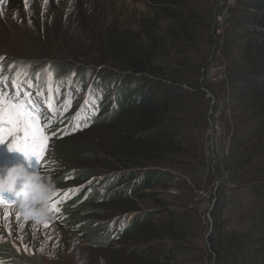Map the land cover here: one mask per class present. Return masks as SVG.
<instances>
[{
  "label": "trees",
  "instance_id": "trees-1",
  "mask_svg": "<svg viewBox=\"0 0 264 264\" xmlns=\"http://www.w3.org/2000/svg\"><path fill=\"white\" fill-rule=\"evenodd\" d=\"M17 1L19 7L14 8L27 15L37 42L74 46L78 52L71 53L73 59L120 73L103 75L105 82L97 79L89 89L92 99L85 98L75 117L68 113L55 124L44 122L53 146L43 175L55 185L52 197L57 196L56 217L49 220L56 218L93 250H107L104 253L125 261L118 264H190L180 255L189 250L194 226L202 222L193 199L205 176L210 184L214 173H224L230 182L256 186L255 192L260 189L264 195V0H239L231 10L238 14L235 23L227 27L224 41L218 39L230 102L223 111L225 129L229 134L234 126L236 135L231 132L229 157L215 171L204 161L206 119L197 109V102L206 97L200 89L207 60L202 46L213 43L209 0H145L153 21L144 16L139 25L123 30L86 0H66L58 6L45 0H27V6L25 0ZM48 66L51 71L41 75L45 86L69 75L65 66ZM77 70L72 79L76 92L85 76L83 69ZM202 86L213 94L211 84ZM96 129H103L106 138L91 143L76 137ZM100 167L113 174L96 181L102 173L95 169ZM174 170L189 181H183L182 213L172 216L169 210L170 216L160 220L152 212L133 214L140 209L137 200L151 197L146 191L176 178ZM220 202L221 196L215 197L209 260L264 264V208L246 231L224 237ZM156 241H168L169 248L153 246ZM127 243L144 248L127 252ZM117 244L124 248L115 249ZM108 254L101 256L111 264ZM0 264L44 263L11 241L0 240Z\"/></svg>",
  "mask_w": 264,
  "mask_h": 264
},
{
  "label": "rangeland",
  "instance_id": "rangeland-1",
  "mask_svg": "<svg viewBox=\"0 0 264 264\" xmlns=\"http://www.w3.org/2000/svg\"><path fill=\"white\" fill-rule=\"evenodd\" d=\"M74 1L80 2V0ZM86 1L89 6L97 7L101 11L107 12L108 20L112 23L111 25L117 24L122 30L134 23L139 25L138 22L144 16H147L150 21H153V17L147 15V1L145 0ZM209 1L210 6H212L213 15L212 22L210 23V36L212 37L213 43L211 45L203 44L202 46L204 50L202 57L206 56L207 60L202 69L203 77L200 79V89L206 93V97L197 102V109L204 114L206 119L204 142L202 143L204 144L206 156L204 161L210 170L215 171L219 163L229 157L231 144L229 137L231 132L236 135L234 126L229 134H227L228 132L225 129L223 111L225 106L230 102L226 82L227 65L220 52L221 46L220 44L218 45V39L220 40L221 37L224 41L227 27L235 23V19L234 22H232V19L234 15L238 14L236 12L233 14L231 10L237 7L239 0ZM64 2L66 0H48L47 5L55 4L58 6ZM17 5V0H0V77L6 78L0 82V89L14 93L16 89L8 87V85L19 82L23 84L21 91L26 92L24 87H27L29 88V90L27 89L28 92H33L30 93V97L25 96L22 99L34 101V103L25 104V108L38 119L44 129V134L49 137L47 142L49 158L53 143L49 136L50 128L44 126V122L55 124L68 113H72V116L75 117L79 113L82 104L86 102L85 98L88 97L89 89L93 86L92 80L95 84L97 79L98 81H104L110 75L114 76L113 73L118 75L120 73L110 71L105 66L98 67L87 61L73 59L71 53L78 52L74 46L64 45L60 41L55 44L37 42L38 40L35 35L28 28L29 19L27 15L24 16V12H20L19 8H14ZM86 44H89V40L86 41ZM81 47H84L82 51H86L85 46ZM191 54L193 55V53ZM57 63L66 67L69 73L68 77H64L54 83L50 81L45 86L41 75H47L51 71V68L48 66L49 64L54 65ZM78 68L84 70L85 76L83 77L81 85L78 87L79 91L72 92L71 88L74 87L72 85V79L77 77L76 72ZM94 69L101 73L99 78L97 77L98 73L96 70L93 71ZM10 70H15V72L10 74ZM103 75L107 78H103ZM26 78L29 79L31 87H29L28 82L26 84L23 83V79ZM202 84H205V86L211 84L213 94L206 87L202 86ZM183 89L191 90L187 85H183ZM47 91L50 92L51 98H49ZM209 94L215 98L214 102L209 97ZM35 95L39 98L36 99ZM42 98L43 100H40ZM228 118L230 119V116ZM105 133L103 129H96L81 133L76 137L80 141L94 143L100 138L105 139ZM212 153H214L215 158ZM0 158L4 159V161L0 162V176L4 174V170L20 164V160L16 155L11 154L8 156L1 151V148ZM262 159H264L263 149ZM65 165V168H77L71 164ZM95 170L102 173L100 176L94 178L96 181H103L113 174V172L105 173L101 167ZM174 171L173 173L176 178L172 182L146 191V193L152 194L151 197L142 202L138 200L135 202L137 207L140 208V211L137 210L133 214L152 212L157 215L156 219L160 220L170 216L169 210H173L172 216L182 213V208L179 205H182L180 198H183L185 193L183 181L188 183L189 181L183 174L176 172V170ZM213 175L214 178L210 184H208L210 182L208 181L209 179L205 176L201 188L194 192L193 203L197 207L202 222L194 226L195 238L187 245L189 246V250L183 251L180 255L181 258L190 261V264H214L213 259L209 260L208 258L211 252L206 237L209 235V241L214 235L212 231L214 221L210 206L215 197L221 196L219 209H222L221 232L224 237L228 236L231 232L241 233L246 231L252 219L264 208V195L262 194L261 196L260 189H258V194L255 192L256 186L242 185L240 184L241 182H230L224 173L221 175L214 173ZM55 198L51 197L48 205L52 204L51 202H54ZM166 205H169V207ZM5 214H7V220L0 218V240L11 241L17 250L26 253L29 257L41 258L44 264H108L105 258L101 256L102 254H108L106 252L104 253L107 250L95 251L88 247L81 238L76 234L70 233L56 218L48 220V227H44L45 223H36L30 219L26 220L19 206H0V217H4ZM17 214H19V221H17ZM53 217H56L55 210L51 214V218ZM35 229H39L38 232ZM127 245V252L141 251L144 248L141 245H130L129 243ZM152 245L155 247L161 245L169 248L170 243L168 241H156ZM113 247L119 250L123 249L124 245L117 244ZM112 255L113 258L109 255V258L111 257V264H114L115 261L117 262L116 264L121 263L120 261L122 260L118 256ZM124 262L122 261V263Z\"/></svg>",
  "mask_w": 264,
  "mask_h": 264
},
{
  "label": "snow or ice",
  "instance_id": "snow-or-ice-1",
  "mask_svg": "<svg viewBox=\"0 0 264 264\" xmlns=\"http://www.w3.org/2000/svg\"><path fill=\"white\" fill-rule=\"evenodd\" d=\"M47 2L48 0H45V4ZM25 3L27 6V0H25ZM5 79L0 77V82ZM8 87H12L16 91L9 93L4 89H0V144L7 142L10 151L28 152L30 150L33 153L42 155L49 137L44 134V129L38 119L25 108V104L34 103V101L22 99V97H30L31 94L21 91L23 84L19 82L10 84ZM29 87H31L30 83ZM76 127L78 128L80 125ZM0 202L5 201L0 199ZM7 203L11 205L15 202ZM56 210L59 211L58 208ZM0 218L7 220V214ZM17 221H19V214H17ZM44 227H48V224L45 223Z\"/></svg>",
  "mask_w": 264,
  "mask_h": 264
},
{
  "label": "clouds",
  "instance_id": "clouds-1",
  "mask_svg": "<svg viewBox=\"0 0 264 264\" xmlns=\"http://www.w3.org/2000/svg\"><path fill=\"white\" fill-rule=\"evenodd\" d=\"M20 153L26 159L35 156L30 152ZM55 191V185L48 177L30 173L23 165L12 166L0 176V193H14L25 219L36 223H47L51 218L48 200Z\"/></svg>",
  "mask_w": 264,
  "mask_h": 264
},
{
  "label": "bare ground",
  "instance_id": "bare-ground-1",
  "mask_svg": "<svg viewBox=\"0 0 264 264\" xmlns=\"http://www.w3.org/2000/svg\"><path fill=\"white\" fill-rule=\"evenodd\" d=\"M19 70H20V69H19ZM27 82L30 83L28 78L23 79V83H24V84H26ZM113 83H114V82H113ZM93 84H94V81L92 80V85H93ZM112 85H113V84H112ZM24 89L26 90L25 93H33V92H28L27 89L29 90V88H27V87H24ZM69 89H70V86H69ZM77 90H78L77 87H72V88H71V91H72V92H76ZM35 97H36V99L39 98V97L36 96V95H35ZM49 97H51V95H50ZM92 97H93V92H92V90H91V91L89 92L88 98L92 99ZM40 100H43V98L40 99ZM68 101H69V97H68ZM47 112L50 113L49 110H47ZM1 161H4V159H3V158H0V162H1ZM38 171H40V172L42 173V175H43L44 172H45L44 168L36 169V170H35L36 174L38 173Z\"/></svg>",
  "mask_w": 264,
  "mask_h": 264
},
{
  "label": "water",
  "instance_id": "water-1",
  "mask_svg": "<svg viewBox=\"0 0 264 264\" xmlns=\"http://www.w3.org/2000/svg\"><path fill=\"white\" fill-rule=\"evenodd\" d=\"M209 97L212 98L213 102L215 101V98H214L211 94H209ZM211 126H212V125H211ZM212 155H213V157L215 158L214 153H212ZM213 207H214V201H213V203H212L211 206H210V211H212ZM208 236H209V235H208ZM208 236L206 237V241H207V243H208V245H209ZM214 264H215V263H214Z\"/></svg>",
  "mask_w": 264,
  "mask_h": 264
}]
</instances>
